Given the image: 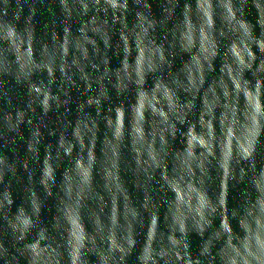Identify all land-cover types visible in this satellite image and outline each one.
<instances>
[{
	"label": "clouds",
	"instance_id": "clouds-1",
	"mask_svg": "<svg viewBox=\"0 0 264 264\" xmlns=\"http://www.w3.org/2000/svg\"><path fill=\"white\" fill-rule=\"evenodd\" d=\"M0 264H264V0H0Z\"/></svg>",
	"mask_w": 264,
	"mask_h": 264
}]
</instances>
